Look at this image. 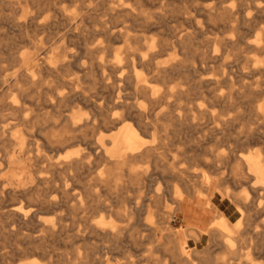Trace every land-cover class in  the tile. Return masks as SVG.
Here are the masks:
<instances>
[{
    "label": "rangeland",
    "instance_id": "1",
    "mask_svg": "<svg viewBox=\"0 0 264 264\" xmlns=\"http://www.w3.org/2000/svg\"><path fill=\"white\" fill-rule=\"evenodd\" d=\"M15 1L0 0V82L5 83V86L0 85L2 186H9L6 181L8 173L18 170L23 164L29 167L32 177L44 178L51 176L47 173L46 156L57 159L67 152H73L72 156L86 152L78 131L69 132L77 137L58 153L57 148L47 145L46 132L52 126L45 128L49 123L46 117L53 113L56 115V108L51 104L56 74L43 68V65L39 67V61L35 58H44L45 52L49 54L51 48L64 50L67 57L76 60L70 66V75H81L80 84L88 86L91 76L88 74L83 78L81 67L88 65L91 56L89 47L102 43L104 48L96 57L104 55L113 60L111 56L114 53L126 55L129 51L127 48L143 53L151 48L150 42L153 40L156 41V53L152 62L170 69V85L181 92L169 98L173 113L181 119L163 122L156 131H146L147 135L140 132L142 147L153 146L157 148L156 154L131 159L129 166H110V177L115 180L111 181L105 197L122 213L118 216L115 212H108L105 217L108 222H118L122 232L117 248L112 246V242L104 243L110 249H104L107 254L102 264H187L184 259L186 253L181 246L186 242L190 245L189 253L194 264H223V259L227 257L226 248L221 244V236L218 233L213 235L211 231H217L221 222L231 223L230 220L235 217L238 223L233 228L232 236L242 252L248 251L246 264H264V188L254 175L244 183L229 179L246 172L245 162H253V156L259 153L264 163V122L257 121L254 112L249 109L259 99L255 97L253 89L261 88L264 97V51L258 47L257 39L258 34L264 31V0H160L158 4L129 0L139 2L136 5L139 18L119 16V23L125 26L127 40H107L97 31L101 28L100 21L110 16V4H116L117 0H21L20 5ZM84 1L88 4L83 9L80 4ZM103 1L104 7L101 5ZM204 9H216V13L207 16L203 13ZM187 33L192 38L186 39ZM23 54H29L30 61L35 59L22 67L24 74L31 82H39L28 96L18 95L16 89L9 87L13 72L19 67L18 59ZM57 57L61 59L62 53H58ZM144 68L141 67L142 72L148 74ZM6 78L10 79L5 81ZM213 78L218 83H212ZM152 82L158 85L163 83L155 78H152ZM221 91L222 94L234 92V106L225 109L213 102V96H219ZM130 93V88L122 91L126 97ZM13 96L17 97L19 106L15 115L10 114ZM130 100L136 106L146 103L144 97L132 96ZM226 112L234 119L227 123L218 122V118L227 117V114H223ZM62 126L56 125L57 137L61 135ZM248 130L254 133L253 137H246ZM17 134L28 141L25 151H21L13 141L11 135ZM19 151L25 159L29 156L31 160L22 165L4 162L8 153L17 154ZM214 161L217 167H213ZM81 171L78 172L80 181H77L78 175L69 176L66 182L69 194L82 192L85 174H81ZM182 172L183 178L178 175ZM218 179L221 198L217 193L211 196L213 192L207 187ZM55 180L59 184L57 176ZM227 192L233 194L235 199L224 197ZM202 197L207 200L211 198L215 204L219 202V207H206ZM21 204L22 209L28 208L25 200ZM147 210L152 212L151 216L146 213ZM54 217L55 214L50 212L42 214L41 219L47 221ZM76 219L72 228L77 225ZM64 223L69 227L71 218L68 216ZM9 227L10 224L6 229ZM207 228L211 231L200 232ZM75 231L73 229L71 232ZM71 232L48 237L47 258L56 264H95L89 262L94 252L96 257L99 256V250L94 246L103 242L83 232L79 235ZM16 243L24 247L26 240L21 239ZM11 253L10 235H0V264H10ZM34 257L37 256L30 253L19 256L20 259Z\"/></svg>",
    "mask_w": 264,
    "mask_h": 264
},
{
    "label": "bare ground",
    "instance_id": "2",
    "mask_svg": "<svg viewBox=\"0 0 264 264\" xmlns=\"http://www.w3.org/2000/svg\"><path fill=\"white\" fill-rule=\"evenodd\" d=\"M117 1L118 2L114 5L110 4L108 8L110 16L108 19L100 21L101 28L97 30L105 35L107 40H110L111 38H125V40H127L125 37V26L119 23V16L125 15L126 17L130 16L134 19L139 18V13L136 12L137 9L139 10V8L136 6L138 1H134L133 3L129 2V0ZM146 1L152 3L157 2L158 4L160 0ZM15 2L19 5L22 3L21 0H16ZM104 2L105 1H103L101 4L103 7L105 6ZM86 4L84 1L81 2L80 5L84 9ZM256 8L259 9L260 6H256ZM203 13L207 16H210L216 13V9H204ZM185 38L190 39L192 36L191 34L187 33L185 34ZM257 39L258 47L264 51V31L258 34ZM112 41L115 40L113 39ZM101 44L96 47H89L91 56L89 57L88 65L81 67V71L84 72L83 78L87 77L88 74L91 76L90 84L88 86H82L80 84V80L82 79L81 75H70V66L73 65L76 60H72L67 57V54L64 52V50L60 51V49L54 50L51 48L49 50V54L45 52L44 58H35L39 61V67L43 65V68L49 69L56 74L54 77V79H56V85L53 87V101H51L53 107L56 108V115L53 113L46 117V120H49V123L48 125H45V128H47L49 125L52 126V129L49 132H46L47 145L53 149L57 148L58 153V150L66 149L69 146L70 141L77 137L69 134V132L78 131L80 133L79 137L84 142V149L86 152H83L82 154L77 153V155L74 156H72L73 152H67L62 155L61 158L56 157L57 159L52 156H46L47 173H50L51 176L46 175L44 178L38 176L34 178L31 176L29 167L23 166V163L31 160V158L27 156V159H25L22 152L19 151L17 154L10 152V154L8 153L6 157L4 156L5 163H11V165L15 163H19V165L23 164L18 170H12L10 173H8L9 175L7 174L8 178L6 181L9 183L8 187L2 186V182L4 181H0V235H10V249L12 252L10 264H13V261L15 260L17 261L14 264H56L55 261L47 258V247H49L48 237L54 236L60 232L66 234L73 231V229L76 230L74 233L71 232L73 235H79V233L83 232L103 242L102 245L94 246L96 250H99V252H97L99 256L96 257L94 252L92 254L93 258H91L89 262L92 261V263L95 264H102L104 261H106L105 257L107 251H104V249H110V247L104 245V243L112 242V246L117 248L121 241L120 238L122 232V226L118 222H108L106 221L105 217L108 212H115L118 216H120L122 213L121 209H115L110 203H108L105 197L111 181L115 180L110 177V166L113 164L129 166L131 159L144 158L156 154L157 148L153 146L142 147V144L139 141L140 132L146 133V131H149L150 129L156 131L160 124L162 126L163 122L181 119L180 116L173 113L174 111L170 107V102L172 101H169V98L174 96L175 93H181L179 92L180 90L178 91L174 85H170V77L168 75L170 69L166 66L159 67L161 65L158 66L152 62L156 53V41L152 40L150 42L151 48L147 49L143 53L135 52L136 50L134 51L130 48H127L129 51L126 55H121V52H116L113 54V56H111L113 57V60L107 59L104 55H101L98 58L96 57L97 53L101 52L104 48L101 46ZM58 53H62L61 59L57 57ZM187 54L189 53H186V55ZM34 60L30 61L29 54H23L18 59L19 67H17V69H15L13 72L14 75L10 81L12 83L9 86L13 89H16L18 95H30V93L34 91L37 83H39L38 81L31 82V79L28 77V75L24 74V68H22L25 67V64H30ZM142 66L145 67L144 69L147 70L148 74H151L150 76L142 72ZM152 78L160 79L163 82L162 85L153 83ZM9 79L10 78H6L5 81ZM207 79L209 80V78ZM211 81L212 83L214 81L215 84L218 83V80H214V78ZM4 84L3 81L0 82L1 86H5ZM127 88L131 89L130 96L128 97L122 95V91L126 90ZM210 88L211 87H209V89ZM92 89L94 90L91 91ZM252 92H254L255 97L259 99L255 106H250L249 109L250 111L252 110L254 112L253 114L256 116L255 118L257 121L261 120L264 122L263 91L261 88H258L253 89ZM132 96L134 98L144 97L146 103L141 106H136L134 102L130 100V97ZM233 96L234 92L232 91H230L228 94H222L221 91L219 96H213V102L222 105L225 109H228L235 104L232 100ZM17 102V97L13 96L12 101L10 102V114L15 115L18 113L19 106ZM223 114H227V117L221 119L218 118V122L227 123L234 119V116L230 115L228 112ZM239 115L241 114L239 113ZM56 120L58 123H56ZM57 124L63 125L61 128L60 137H57L55 132ZM64 125H69L71 128L68 129ZM145 135H147V133ZM247 135L246 137H253L254 133L248 130ZM11 136L13 137L15 145L19 146L21 151H25L26 145L28 143L26 137L24 138L20 134ZM147 142L148 141H146V143ZM81 148H79V150ZM253 157V162H245L246 172H241V174L239 173L237 177L232 176L229 179L233 182L241 181L244 183L246 180L250 181L251 177L254 175L258 177L261 187L264 188V163H262V160L260 159V153ZM212 165L213 167H217V163L215 161L212 163ZM80 170H82L81 174H85L83 190L81 193L69 194L66 188V182L70 175V177L78 175L76 178L77 181H80ZM73 172L77 174H70ZM183 174L184 172L179 173L178 175L182 177ZM16 175L21 176L16 177ZM55 176L58 177L59 184H56ZM219 179L207 187L211 192H213L211 196L217 193L221 198L222 194L219 191ZM139 181L140 180H137L136 182ZM141 182L144 181L141 180L140 183ZM224 197H229L228 200H230V198L235 199L233 194L228 192L224 194ZM203 199L206 207L213 209L219 207L217 205L219 202L215 204L211 198L208 200L205 198ZM23 200L28 203L27 209L21 208V202ZM50 212L55 214L53 219L47 221H45L46 219H41L42 214ZM146 213H148L150 216L152 215L150 210H147ZM94 215L96 216L94 217ZM68 216L72 220L70 225L71 227H68V225L64 223ZM75 218H77L75 220L77 221V225L72 228ZM230 221L231 223L228 224L226 222H221L219 224L220 228L217 231H211V229L207 228V230H200V232L205 233L211 231L213 235L218 233L221 236V244L226 248L227 252V257L223 259V264H246V261L248 260V251L242 252L237 246L235 238L232 236L233 228L235 225H237L238 219L235 217ZM9 224L10 227L9 229L7 228V230L6 227ZM21 239L26 240V245L24 247H19L16 243ZM13 241L16 244L13 243ZM181 246L186 253L184 259L187 264H194L193 258L190 257L191 253H189L190 245L186 242ZM28 253L36 255L37 257L31 259L19 258V256ZM253 263L255 262H252V264Z\"/></svg>",
    "mask_w": 264,
    "mask_h": 264
}]
</instances>
